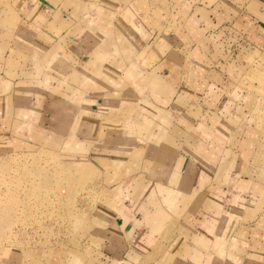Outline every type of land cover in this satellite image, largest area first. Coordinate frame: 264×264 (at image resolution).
<instances>
[{
	"label": "crops",
	"instance_id": "crops-1",
	"mask_svg": "<svg viewBox=\"0 0 264 264\" xmlns=\"http://www.w3.org/2000/svg\"><path fill=\"white\" fill-rule=\"evenodd\" d=\"M257 100L264 0H0V129L108 181L29 264H264Z\"/></svg>",
	"mask_w": 264,
	"mask_h": 264
},
{
	"label": "rangeland",
	"instance_id": "rangeland-1",
	"mask_svg": "<svg viewBox=\"0 0 264 264\" xmlns=\"http://www.w3.org/2000/svg\"><path fill=\"white\" fill-rule=\"evenodd\" d=\"M245 109L264 155V103ZM107 183L99 166L13 140L0 129V264H29L48 250L78 248L94 228Z\"/></svg>",
	"mask_w": 264,
	"mask_h": 264
}]
</instances>
